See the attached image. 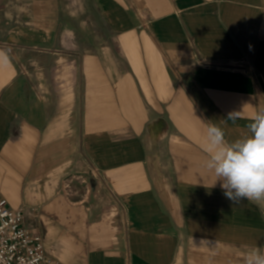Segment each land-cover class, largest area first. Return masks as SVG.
<instances>
[{
  "label": "crops",
  "instance_id": "crops-1",
  "mask_svg": "<svg viewBox=\"0 0 264 264\" xmlns=\"http://www.w3.org/2000/svg\"><path fill=\"white\" fill-rule=\"evenodd\" d=\"M0 52V198L51 257L264 251V202L205 167L208 126L233 142L264 108V0H0Z\"/></svg>",
  "mask_w": 264,
  "mask_h": 264
},
{
  "label": "clouds",
  "instance_id": "clouds-1",
  "mask_svg": "<svg viewBox=\"0 0 264 264\" xmlns=\"http://www.w3.org/2000/svg\"><path fill=\"white\" fill-rule=\"evenodd\" d=\"M6 59L0 52V60ZM240 112L230 113L235 121ZM208 154L206 169L215 177L212 186L220 182L225 198L234 204L264 202V108L251 117L248 134L233 142H226L224 131L210 125L206 132ZM243 264H264V251L252 249L244 256Z\"/></svg>",
  "mask_w": 264,
  "mask_h": 264
},
{
  "label": "built area",
  "instance_id": "built-area-1",
  "mask_svg": "<svg viewBox=\"0 0 264 264\" xmlns=\"http://www.w3.org/2000/svg\"><path fill=\"white\" fill-rule=\"evenodd\" d=\"M0 264H61L45 250L41 235L24 225L21 211L0 198Z\"/></svg>",
  "mask_w": 264,
  "mask_h": 264
},
{
  "label": "rangeland",
  "instance_id": "rangeland-1",
  "mask_svg": "<svg viewBox=\"0 0 264 264\" xmlns=\"http://www.w3.org/2000/svg\"><path fill=\"white\" fill-rule=\"evenodd\" d=\"M82 182V179L81 177H77V176H72L71 177V181H67L66 182V190L69 192L71 190V194L73 193V187H77L79 184H81ZM43 239V238H42ZM43 242H44V247H45V250H46V246H45V241L43 239ZM47 251V250H46Z\"/></svg>",
  "mask_w": 264,
  "mask_h": 264
}]
</instances>
